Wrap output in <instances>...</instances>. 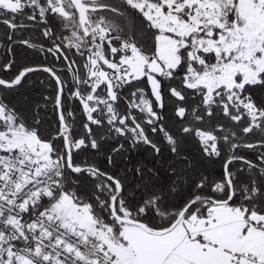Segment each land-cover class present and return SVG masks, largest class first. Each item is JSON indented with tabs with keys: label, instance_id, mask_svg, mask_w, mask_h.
<instances>
[{
	"label": "snow or ice",
	"instance_id": "6c2138e0",
	"mask_svg": "<svg viewBox=\"0 0 264 264\" xmlns=\"http://www.w3.org/2000/svg\"><path fill=\"white\" fill-rule=\"evenodd\" d=\"M0 264H264V0H0Z\"/></svg>",
	"mask_w": 264,
	"mask_h": 264
}]
</instances>
